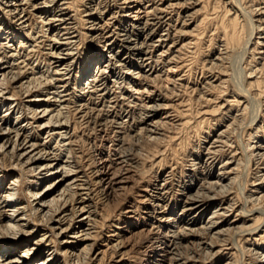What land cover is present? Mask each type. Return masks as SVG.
<instances>
[{"label": "bare ground", "instance_id": "obj_1", "mask_svg": "<svg viewBox=\"0 0 264 264\" xmlns=\"http://www.w3.org/2000/svg\"><path fill=\"white\" fill-rule=\"evenodd\" d=\"M209 1L224 12L201 80L190 82L207 130L183 157L191 175L155 151L157 173L120 208L135 178L124 125L135 144H157L178 122L183 101L167 105L152 84L187 91L185 57L208 11L189 30L205 10L199 0H0V264H124L130 254L133 264H231L236 252L264 264V0ZM84 36L91 52L80 51ZM229 83L232 95L216 102L226 93L211 92ZM230 134L240 146L225 153ZM99 202L117 204L123 227L96 248L111 228Z\"/></svg>", "mask_w": 264, "mask_h": 264}, {"label": "rangeland", "instance_id": "obj_2", "mask_svg": "<svg viewBox=\"0 0 264 264\" xmlns=\"http://www.w3.org/2000/svg\"><path fill=\"white\" fill-rule=\"evenodd\" d=\"M77 1L79 2V4H78ZM80 1L81 0H73V1L70 0V3H72V5H74V6H76V5L79 6L80 5ZM224 1H227V0H224ZM247 1L248 0H242V2H244L245 4L247 3ZM199 2L201 4V6H203L205 8V10H203L199 16H197V17L194 18V21L195 22L192 24V26L189 28V30H191L196 24L199 23V21L204 17L203 15L205 14V11L206 12L208 11L206 13L207 14V17H208V18L206 17V19L208 21H206L207 24L206 23L205 24H202L198 29L196 28L194 30L196 32H193L192 33L194 35V39H197V41H196V44L194 46V49L190 50L189 54H187V56L185 57L186 69H185L184 72L187 71L186 74L189 77L188 78L189 79V82L188 83H190V82L193 83V79H191V78L193 77V75L195 73L197 75L198 81L201 80L199 78L200 77L199 76V73H200V70H201L202 65H203V62L202 61L208 60V58H209L208 52L210 53V50L214 46V42L216 43L215 38H216L217 35L212 36L213 35L212 32H214L215 28H217V26L220 23L221 19H223L221 13L224 12V11H222L223 10L222 9L223 8L222 6L218 10L217 9H214V11H213L212 10V7H211V5L213 6V3L211 1H209V0H199ZM215 10H217V12ZM81 39H82V41H81V44L79 46L80 47V51L81 50L82 51L84 50L87 53L89 51L91 52V50L94 49V47H93L94 45L91 44L90 41L85 36L83 38H81ZM191 52H193V53H191ZM39 53H40L39 56L40 55L42 56L41 52H39ZM247 57H249V55ZM203 58H204V60H203ZM263 76H264V74L262 75V77ZM205 77H208V75H205ZM192 83L188 84L187 91L184 92L182 90L181 94L178 97L172 95L168 91V89L159 88V86H160L159 83L152 84L157 89H160L161 90L159 92L162 95H165V97L167 99V105L168 104L169 105L170 104H173V101L175 103H177V104L179 102H182L183 101L182 104L179 105L178 108L177 107L173 108V111H175V114H176L175 115L176 116V120H178V122L175 124L176 126L175 125H171L170 127L169 126H167V127L165 126L166 129L163 128L164 129L162 131L163 133L162 132H161L162 134L160 133V135H162V136H159L160 137L159 140H161V141L158 142L157 144H155V143H147V142L143 141V139H140L139 144L136 143L137 144L136 145L135 144V141L133 139H129L128 137L125 136L126 135L125 132L127 131L128 127L131 124L130 121L128 122V124H126V126L124 125V129L125 130L124 131L122 130V132H124V134H121L120 135V137H122V139L124 140V141L122 140V142H123V147L122 148H123V150L126 153L128 152L131 155L129 157V161H128L129 164H128V166H129V169L131 168L129 170L130 171V175L135 177L134 178V181H136V182L134 183V181L131 180V183L133 184V186L129 190V193L126 195L127 196L126 197L127 198L126 199V202L124 204H122L121 206H119L120 208L123 207V206L125 207L126 205H128L129 202H131V199H133L135 197V194H136L135 192H137L141 188V186L145 185V181L147 180V178L151 177L153 175V173H157V171H158V168L157 167L158 166L152 168V166H151L152 165V162H153L152 160H154V159H151L150 158V156L155 151L162 152L163 150H165V151H163L164 152L163 156L165 158L164 161H167L168 162V165L165 166V167H174V169L176 170L175 172L178 173V174H179V171H181L182 177H184L186 175H189V174L191 175V172H189V171H191L192 168L189 167V166L188 167L187 166L186 167L184 166L183 157H185V155L187 156L190 153H195V147H196V144H197L198 137L201 140L203 138L202 136H204V133H206V131H207L205 125H203L204 128L202 126H197V123L200 120L198 118L199 116H197V115L195 116V113L198 110V108H200V107H198L197 105H195L194 102H192V100H193L194 97L191 96V93H190V90H189V87H192ZM70 87H73V86H70ZM218 91H224V93H226L225 96L221 97V99H218V101H216V102H218V103L220 102V104H222L221 103L222 101L227 100V98L232 95V86H231V83L225 84L224 85V88H222L220 90H218L217 88L214 89L211 92V95L213 94L214 97L217 96V95H219L218 94ZM159 92H157V93H159ZM263 99H262V101H263ZM216 102L215 103L214 102H211L209 104H206V107H205L206 109L205 110H208V109L210 110L211 109V106H214L215 104H217ZM263 103H264V101H263ZM124 110H126V109H124ZM124 110H121V111L124 112ZM171 110H172V108H171ZM180 111H181V113H180ZM182 111H184L185 113H183ZM135 113L136 112H134L132 114L133 116L131 115L132 116V123H133L134 127L137 125V122H138V120L135 119V118H137V116H136L137 114H135ZM215 115H217V114H215ZM118 116L121 117V116H124V114H121V115L118 114ZM214 118L218 119V116L217 117L215 116ZM185 121H187V124H185L183 126V123ZM180 124H182V125H180ZM127 125H128V127H127ZM198 127L201 128V129H198ZM215 130L216 129H214L213 131H215ZM198 131H200V132H198ZM108 132H109V130H108ZM228 137L230 138V140H229L230 143H228V145L226 146V148L225 147L223 148L224 149L223 151H225V153H228L234 147L235 148H238L240 146L239 139L237 138V135L236 134H230V136H228ZM110 138H112L111 134H110ZM124 138L125 139H128V141L125 140ZM171 138H175L174 141H173V139L171 141ZM177 144H179L178 147H176ZM80 146H81L80 150H82V152L84 153V155H83L84 156V159L87 160V157H88L87 156V152H89V149L91 148V146L87 145V143L84 142L83 137L81 138V140L79 142V147ZM163 156L162 155L160 156V154H157L154 157L155 158H157V157L162 158ZM157 161H158V158L155 160V162H157ZM254 169H255V167L253 165L252 166L250 165L249 168L246 170L247 171L246 173L243 170V174L245 173L244 175L246 176V178H245L244 175L241 176L243 179H241L240 183H243L244 184V182L247 181V183H246L247 190L250 189V186H249L248 182L250 181V179H252L251 178L253 176L252 174L255 173ZM168 170H169V168H168ZM177 180H178V178H177ZM176 184H177V181L173 182V188H174V191L175 192L177 191ZM24 186L25 185H21V187L23 188V190L20 187V193H21V196H22L21 198L23 200H25V195H23ZM133 189L135 190V192H134ZM231 192H233V194H231V196H229V199H230V197L232 198L233 196L236 195V187L235 186L233 187V189H232ZM101 205H105V204H103L102 202H99L97 204V210H98V213H101V212L103 213V214L102 213L100 214L102 216V224H106V226L109 225L111 228H110V230L109 229L106 230L105 227H104L103 230H101L99 232V235L95 238V240L97 241L96 243L98 244L96 246V248L101 247V244L107 238V235H108V232L109 231H111V230H118V229H120V228L123 227V224L118 223L116 221L117 218H118V216H119V212H120L119 211L120 208L117 206V204H107V206L105 205L104 208ZM262 210H264V201H262ZM112 215H113V217H112ZM108 217H111V218L109 219ZM233 217H234V215L231 216V219H233ZM106 220H107V223H105ZM250 224L251 223H248L247 225H250ZM262 225H264V224H262ZM263 231H264V226L262 227V234H261L262 235V246L264 247V234H263ZM254 237H256V236H254ZM136 240H137V238H136ZM198 254H200V252ZM236 254H237V252H236ZM131 255L132 254L129 255V258L126 259V261L124 262V264H133L134 262H137V260H135V259L133 260V258H130V257L133 256V255L132 256ZM235 255H234L233 258L227 256L229 258V261L232 258L231 264H248L250 261H252L247 256L241 258V256H239L238 254L236 256ZM226 259H227L226 257H223L220 261H218L217 264H223L224 261H226ZM140 264H142V263H140ZM202 264H213V262L209 259V260H205Z\"/></svg>", "mask_w": 264, "mask_h": 264}]
</instances>
